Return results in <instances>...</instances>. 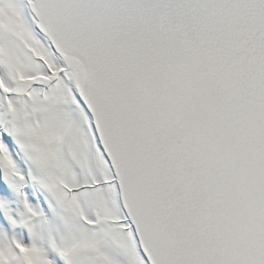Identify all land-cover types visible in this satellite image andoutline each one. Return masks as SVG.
I'll return each instance as SVG.
<instances>
[{
  "label": "snow or ice",
  "instance_id": "1",
  "mask_svg": "<svg viewBox=\"0 0 264 264\" xmlns=\"http://www.w3.org/2000/svg\"><path fill=\"white\" fill-rule=\"evenodd\" d=\"M0 264H264V0H0Z\"/></svg>",
  "mask_w": 264,
  "mask_h": 264
}]
</instances>
